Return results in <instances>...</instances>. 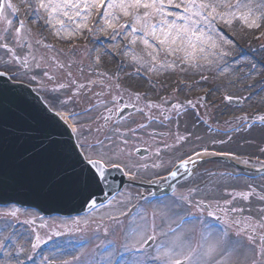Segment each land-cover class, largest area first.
<instances>
[{
	"label": "snow or ice",
	"instance_id": "1",
	"mask_svg": "<svg viewBox=\"0 0 264 264\" xmlns=\"http://www.w3.org/2000/svg\"><path fill=\"white\" fill-rule=\"evenodd\" d=\"M21 5H26L31 9L28 14L35 13L37 20L42 18L40 11L43 10L48 14L46 23H51L52 14L61 8L80 7L78 0H35V2L21 0ZM86 5L87 0H85ZM92 5H99L102 8L105 6L107 8L119 7L125 16H130L131 23L122 25L121 30L130 27V34L133 35L138 31H143L145 37L151 36L156 41L157 47H153L148 39L141 37L144 45L152 48V51L146 54L153 63L162 50L168 55L183 52L184 56L180 59L189 67L196 68L203 67L201 61L211 64L213 61L210 58L219 60L230 55L228 46L234 42L226 34L214 30L216 21L227 24L229 18L240 19L245 23L251 21L249 27H259V21L264 19V0H259L258 3H253V0H235V2L233 0H107L106 5L105 0H92ZM6 7L12 9L13 14L18 11L10 0H0V18H3L8 26L0 29V50H3L5 54H11L8 60L0 59V63L6 70L0 71V77L10 74L8 80L13 83L22 82L25 79L29 83H42L37 79L42 75L52 81L54 86L45 90L54 95L48 97V102L43 109L35 110L36 117L25 125L23 113L18 111L19 105L27 104L23 95L10 89L0 90V196L20 186L22 174L15 162L17 159L33 164L36 169L43 171L52 180L62 181L67 178L69 194L81 184L93 185L104 181L105 173L110 168L130 171L135 166V162L131 161L130 140L139 139L138 131L147 129L149 124L142 123L136 127L127 128L109 127L113 108L108 107V103L117 104L123 99L120 95L119 84L115 86L117 95L112 96L110 102L98 101L97 104L84 109L83 116L92 119L89 114L95 110L100 112L99 119L102 121L95 131L103 132V139L97 136L94 141L90 142L88 137L84 136V130L79 123V119L82 118L81 114L67 113L66 109L73 102V98L80 95L79 90L88 87L93 82L89 81L88 85L80 83L72 79V73L69 71L66 74L67 81L57 84L56 77L49 75L48 71H36L40 69L41 60L33 54L30 43L26 56L17 55L15 48L23 49L31 33L30 30H25L23 20L19 21V27L13 28V21L5 15ZM62 14L71 18L68 11ZM75 14L80 15L79 12ZM102 15L106 17L107 12ZM138 24L140 28H137ZM135 42L134 39L133 43ZM100 60L101 54H98L97 64ZM20 65L25 69L23 74L17 71ZM52 65L59 70L65 67L64 64L55 61ZM67 66L71 67V64ZM140 67L144 68L145 63H140ZM161 67L164 65L161 64ZM259 67L264 69V64ZM256 69L257 65L253 64L252 70ZM149 70L154 71L155 69ZM106 79L111 80L112 77H106ZM116 80L119 81V77H116ZM68 89L74 90L68 94ZM61 90H64L63 96L58 94ZM95 95L99 97L100 93H95ZM134 98L139 100L140 95L137 93ZM226 99L231 101L232 97L228 96ZM191 103L189 101V104ZM158 106L152 103L147 105L149 108ZM173 108H179V105H173ZM137 110L143 112V109ZM104 112L109 115H104ZM5 113L15 115L16 123L8 127L4 126ZM70 119L73 121L71 124H69ZM151 119L149 117V120ZM260 120L264 121V116H261ZM62 125H68V130H63ZM88 131L91 132V128ZM65 135L68 136V141L60 139ZM148 135L151 137L154 133ZM21 140L32 142L31 147L16 156L10 155L9 146ZM197 155L202 154L197 153ZM156 156H160L159 151L156 152ZM191 159L189 157V160ZM187 165L188 161L183 160L180 166L187 168ZM152 166L161 167L156 164ZM180 166H177V170ZM260 170L264 169H258ZM168 174L175 177L177 171L168 170ZM167 178V176L164 177L165 180ZM199 192L198 187H187L186 193L172 198L170 202L160 201V206L153 212L150 234L147 224L140 232L128 233L132 242L126 243L123 251L130 254V264H264V205L255 210L254 217L251 215L252 209H248L249 215L244 217L245 208L227 199L223 203L217 200L215 205L211 202L205 203L203 199H196ZM233 199H235L234 196ZM244 199L248 197L245 196ZM259 199L264 201V195L259 196ZM91 206L95 207V202H92ZM193 209L196 211L194 212ZM18 211L19 209L5 211L3 215L18 220ZM157 215L161 220V226H156L154 223ZM209 218L223 222L224 227L217 228ZM243 222L247 223V227H241ZM159 237H164V239H159ZM5 239H11V236ZM157 240L159 242L155 243L154 248L145 247L148 241ZM40 242L41 238L37 236L35 242L31 243L32 249L38 248ZM98 248L106 249L108 244L98 245ZM3 249L4 244L0 242V251ZM20 254L21 250L17 249V257ZM6 255L11 257L12 253L9 251ZM71 255L72 261L76 264H103V261L97 259L96 255H84L83 258L82 255L76 253ZM28 259L32 257L28 256ZM105 259L107 264H116L112 253L107 254ZM15 264H23V261L16 259ZM41 264H56V260L45 256ZM61 264H70V262L62 260Z\"/></svg>",
	"mask_w": 264,
	"mask_h": 264
},
{
	"label": "rangeland",
	"instance_id": "2",
	"mask_svg": "<svg viewBox=\"0 0 264 264\" xmlns=\"http://www.w3.org/2000/svg\"><path fill=\"white\" fill-rule=\"evenodd\" d=\"M78 1L79 3L81 2L85 3V0H78ZM11 2L13 6L18 9V11L16 14H13L12 9H8L6 7L5 15L7 16L8 19H11L13 21V28H14L15 26H18L19 21L22 20V13L20 10L21 1L11 0ZM88 2L89 3L86 6H90L89 12H88V15L90 16L92 15V10L94 9V6L92 5V0H89ZM258 2L259 0H253V3H258ZM113 9L114 8H107L106 10L107 15L108 13L113 12ZM29 12H31V9L27 8L24 15L30 16V17L36 16L35 13H32L31 15H29L28 14ZM257 15H259V13H257ZM46 19L48 20V18ZM230 19H231V22L229 23L228 27H226V24L221 21H218V24L219 26L222 27L221 29L224 32H226L230 37L233 38L234 40L233 44L235 48H237V50H239L238 48L240 47L245 48V50L246 49L248 50L247 52L249 53V55L247 56L244 55L246 58L244 65L248 67V62L251 63L250 65L255 64L254 62H261L262 64H264V43L262 45H259L255 51H253L251 47H247V43L246 44L244 43V40L253 33L256 27H249L248 25H245L244 22L240 19H232V18ZM235 20L239 21V27L236 26ZM55 22H57V17L53 13L51 23H48L50 26V28H48L49 29L48 32L52 33L51 34L52 37L58 38L56 40L59 41L60 45H63L66 41H72L74 35L76 34V31L74 30L73 32H70L66 27H62V26H60L59 28L53 27ZM97 23H98V25H96L97 34L92 36L93 38L89 42L90 45L86 47L88 49L85 50L86 45L76 46L77 49H75L76 50L75 53L57 54L50 49L44 48L43 46H40L39 49L37 50L35 45L33 44V40H31L32 38H30L32 37V35H30V37H27L26 39V41H28L32 45L31 50L33 54L37 57V59L41 60L40 69H37L36 71L38 72H42L45 70L48 71L49 75H53L56 77L57 84L67 81L66 74L69 71L72 73V79L77 80L80 83L88 85L89 81L93 82V84L88 85V87L82 89L78 97L73 98V102H76L78 104L87 103L89 101L88 95L91 96V94H93L94 98L97 97L95 95L96 92L103 94V95H100L101 101H105L106 99H110L113 96L114 90H116V87H115L116 81L115 79L112 80L113 77L116 78L115 76L113 77L110 76L112 77V79L108 80L106 79V77L108 76H106L105 74L97 75V72L93 71L94 68L93 69L91 68L90 60H92V58L90 59V55L88 54V52L92 49V47L95 48V47L103 46V48L101 49V53L102 55H105L107 58V59L104 58L105 60L102 61L103 67H101V69L104 71H106V67H109L113 63L114 64L117 63L115 59L113 58L111 59V57H109L107 50L112 48L118 53L122 52V48L120 47L118 43L110 42L109 40L104 39L105 37L103 35V32H101V27L104 25V16L103 18L99 16L97 19ZM35 26L36 25L34 22H30L28 24H25V29L30 30V33L32 34L34 32ZM138 26L140 25L138 24ZM5 27H8L6 24V21L3 18H0V29H3ZM117 32L119 34H113L112 36H115V38L121 37L122 40L124 38L127 40H130L129 36L126 37L125 33H122L121 29L118 30ZM22 34H25V32H22ZM126 34L129 35L130 32H126ZM136 34L137 33H135L134 35ZM115 38L112 37V40ZM250 41H252V39H250ZM237 44L240 46L237 47ZM24 48L26 49V42H25ZM45 49L47 51H41ZM228 50L230 51V55L228 56V58L230 59V57H233L236 53H233V46H229ZM15 51H16V54L20 55L21 57L26 56L29 52V51L24 52L23 49L18 48V47L15 48ZM65 55H69V56L66 57ZM127 55H126L127 57H122V60H125L129 66L138 65L143 60H147L148 58L146 55V51H143V53L142 51H139L136 53H127ZM10 57H11L10 53L5 54L3 50H0V59L8 60L10 59ZM130 57H132V60L130 59ZM139 57H141V59H138ZM28 58L31 61V57L29 56ZM160 59L161 57L159 55L157 57V60H155V62H157ZM53 61H55L56 63H62L65 65V67L62 70L56 69L55 66L52 65ZM93 61L94 60H92V62ZM69 63L71 64V67L67 66ZM154 64L146 68L145 73L149 74L150 76L152 74L153 76L155 75L156 77L160 78L157 80H159L160 84L162 85L158 86L155 92L160 93V94L162 93L166 94V92L170 91L171 89L168 83H171L175 81L176 79H178L179 78L178 73H180L179 70L184 71L185 69H183V67H180V68L176 67V69H174L173 68L174 64H173V65H170L171 66L170 69L168 68L166 69L165 67H163V69L165 68V71L163 70L161 71L159 70L161 66L154 65ZM239 65L241 64L240 63L238 64L229 63V67L233 68V72L237 69V67H239ZM153 68L155 69L154 71L149 70ZM0 69L5 70V67L2 63H0ZM257 70H258L257 75L247 73L246 77L247 78L251 77L254 80V79H257L258 78L257 76L260 75V77L264 79V69H260V67L259 68L257 67ZM17 71L23 74L25 69L23 68L22 65H20L17 67ZM201 72L211 73L212 70H206V71H201ZM37 79L42 81V83H36V82H33V83L42 85L43 89L44 88L49 89L54 86L52 81H49L47 77L40 75L37 77ZM147 81L144 80L143 78L142 80L136 79V78L135 79L125 78L124 82L127 85L138 83L139 86L137 87L140 88V90L142 91H146V88L148 85ZM207 84H212V83L208 82ZM255 88L257 87L252 88V90ZM71 90L72 89H68V94H71ZM258 90H259L258 95L257 96L253 95L251 97L254 100L251 106L249 107L258 105L260 100L263 102L264 85L259 86ZM43 94H46L48 97L51 95H54L53 93L48 92V91H44ZM58 94L63 96L64 90H61V92ZM184 94L185 96L186 94L190 95L188 94V88L184 90ZM255 99L259 101H256ZM72 104L73 103H71L67 107L66 112H68L67 110L69 109V107H71ZM168 106H169V109H172L171 103ZM184 109L185 108H181V110H179L178 108V111H177L176 108H173L172 110H174L175 113H178V112H183L182 110ZM240 110L241 109H238V110L234 109L233 111L239 112ZM190 132H192V129L190 130ZM245 134L246 135L244 136V138L242 137H239V138L244 139V144L247 146L245 149L247 150L246 152H248L246 154L254 155V154L259 153L258 152L260 151L259 149H262L264 147V128H261V129L254 128L252 130L245 132ZM84 135L88 137V140H89L90 138L89 133H85ZM187 138H188V144L186 145L187 148L189 149L199 148L197 146L198 140H196L195 137L193 138V136H187ZM237 139L238 138H236L235 140ZM231 147H232L231 150L235 149V151H238V149H236L237 147L236 144L232 143ZM140 160L141 162H145V160L147 159H144V160L140 159ZM217 163L220 165L223 164L222 162L220 163V161H210V163L200 164V167L196 168L195 171L193 172L194 174L192 173L193 178L201 177V174H203L205 171H207L208 168L213 167V165ZM200 168L202 169L201 172L199 171ZM197 172L199 174L194 176ZM210 181L212 185L216 184L215 178L212 177ZM217 182L221 183L222 180L218 179ZM199 184H200L199 181H194L193 183H191L189 180H187L186 182L182 183L178 187L176 195L172 196L171 198L170 197L162 198L152 203H149L146 200L144 201L139 200V196L137 198L136 197L132 198L133 196L131 195L130 190H127L125 192L123 191L117 197L109 201L106 205L99 207L96 211H94V214L92 215L89 214L90 216L86 214L83 217L82 216L79 217V219L76 217L70 218V219H64V218H59V217L44 218V217L39 216V214H36V212L26 211V210H23L15 206H9L8 208L5 207V209H0V242H3L4 244V251H3L2 256L0 257V264H15L16 259L22 260L23 264H41V261L43 257L45 256L53 257L56 260V264H61L62 260H68L70 264H76L75 261H72V255H71L72 253H76L77 255H82V258L84 255H96L97 259L103 261V264H107V261L105 259L106 255L109 253H112V258L113 260L116 261V264H130V254L125 253L123 251V246L126 243L132 242V240L128 236V233L133 232V234H135L137 232H140L141 229L145 226V224H147L148 229H149V234H150L151 226L153 225V212L157 207L160 206L159 202L160 201H163L166 203L170 202L172 198L179 196L181 193H186L187 187H193V188L198 187L201 191L202 188L199 186ZM134 202L137 204V207L135 208L136 213L135 214L134 212L132 213V218H128L124 216V218L121 217L122 220H120L119 222H116V221L111 222L107 220L109 218L108 217L109 215L111 217L119 215L124 209L125 210L127 209L126 207L132 205ZM13 209H19L17 213L18 220L10 216L3 215V212L11 211ZM255 215L256 214H254V216ZM99 219H101L100 226L98 225L89 226L87 224L89 221H93L94 223H96L97 220ZM104 219L106 220L104 221ZM24 221H27V223H24ZM154 223L156 226H161V220L158 215L155 217ZM101 232H102V235L100 236ZM106 232H107V235H105ZM2 234H4L3 239L1 238ZM7 236H11V239H5V237ZM37 236L41 238L40 245L38 248L32 249L30 247V244L35 241ZM159 239H164V237H159ZM28 241L29 242L31 241V243L29 244ZM158 242L159 240L155 241V243H158ZM102 244H108V248L106 249L98 248V245H102ZM13 246L14 248L16 247L17 249L21 250V254L18 257H17V249L11 248ZM78 249L80 251H77ZM9 251L12 253L11 257L6 255V253ZM28 256H31L32 259H28Z\"/></svg>",
	"mask_w": 264,
	"mask_h": 264
},
{
	"label": "water",
	"instance_id": "3",
	"mask_svg": "<svg viewBox=\"0 0 264 264\" xmlns=\"http://www.w3.org/2000/svg\"><path fill=\"white\" fill-rule=\"evenodd\" d=\"M12 90L23 95L27 104H21L18 111L23 113L24 123L28 125L37 115L36 109H43L37 99L21 87L11 85L7 80L0 78V90ZM17 117L11 113H5L4 126L8 127L16 123ZM62 129L67 131L62 125ZM68 141V136L60 137ZM30 141H18L15 145L9 146L10 155L16 156L31 147ZM39 157L37 156V159ZM17 167L22 174L20 186L9 191L6 195L0 196V201L15 202L23 205L37 206L44 212H76L83 210L92 197L102 194L100 183L93 185L81 184L69 194L68 180L55 181L47 174L40 171L22 159H17Z\"/></svg>",
	"mask_w": 264,
	"mask_h": 264
},
{
	"label": "bare ground",
	"instance_id": "4",
	"mask_svg": "<svg viewBox=\"0 0 264 264\" xmlns=\"http://www.w3.org/2000/svg\"><path fill=\"white\" fill-rule=\"evenodd\" d=\"M79 4H80L79 8H70V9L61 8L58 12H55L54 15H56V17H57V22L54 23V26H58L59 27V25H61V24H68V30L69 31H73V30H77V29L78 30L79 29H84L85 28L84 26L86 25V23H85V19H86L85 14H86V12H85V7L82 6L83 2H81ZM64 11H68L71 18H69V16H64L62 14ZM76 12L80 13L79 17H77V15L75 14ZM121 15L123 16V18L125 20H127L129 22V24L131 23V17L130 16H125L119 7H115L114 11L112 13L108 14V22L110 23V22L115 21ZM152 22H156V21H152ZM250 22L251 21H249L248 23L244 22V24L249 26ZM109 23H107L105 25L106 28L107 27L110 28L111 25H109ZM137 28H140V26L137 25ZM128 29H130V27ZM141 37L148 39L149 44L153 45V47H157L156 41H154L151 36L145 37L143 31H138L136 35L132 36V39H131L129 44H127L126 42L122 43L123 44L122 46L126 49L125 50L126 52H124L123 55H122L123 57H127L128 56L125 53H136V52H139V51H142V53H143V51H146V53H147L148 51H152V48H148V47H146L144 45L143 40L141 39ZM134 39L136 41L135 43H133ZM98 53H99V50L96 49L94 51V55L97 56ZM159 55H160L161 59L158 60L157 62H155V64L152 61H150L149 57L147 56L148 57L147 60H143L141 62V63H145V67L144 68H141L140 64L134 65L137 70L139 69L138 72H140V74L139 75L135 74L134 76L132 75L131 77H139L140 79H142V76L145 75L146 68L150 67L152 64L158 65V66L159 65L161 66V64H163L166 69L167 68L170 69L171 66H169V65H173L174 64V66H173L174 69H176V67H178V68L183 67V69H185L184 71H180L179 70L180 73H178V74H179V78H180L181 81H184L186 84H188V83H190V80H194V79L197 78V76H198V73H197L198 72V68L189 67V65L186 62H183L182 59H180L181 57L184 56L183 52H178V53H175L173 55H168V54H166L165 51L162 50ZM130 56H132V55H130ZM102 57L106 58L105 55H102ZM130 59L132 60V57H130ZM138 59H141V57H139ZM91 65H92V68H97L98 67V64H96V63H94V64L91 63ZM165 68L163 69V67H160L159 70L165 71ZM222 72H224V73H222V76H224L226 71H224V69H223ZM196 83H197V80H196ZM233 164L236 165V166H240V164H237V163H233Z\"/></svg>",
	"mask_w": 264,
	"mask_h": 264
},
{
	"label": "flooded vegetation",
	"instance_id": "5",
	"mask_svg": "<svg viewBox=\"0 0 264 264\" xmlns=\"http://www.w3.org/2000/svg\"><path fill=\"white\" fill-rule=\"evenodd\" d=\"M185 152V151H184Z\"/></svg>",
	"mask_w": 264,
	"mask_h": 264
}]
</instances>
